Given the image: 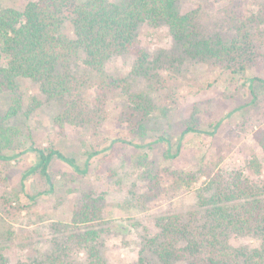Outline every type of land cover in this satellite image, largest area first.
<instances>
[{
  "label": "rangeland",
  "instance_id": "rangeland-1",
  "mask_svg": "<svg viewBox=\"0 0 264 264\" xmlns=\"http://www.w3.org/2000/svg\"><path fill=\"white\" fill-rule=\"evenodd\" d=\"M28 1L0 0V5L22 10ZM178 6L183 12L196 10L207 34L222 39L235 34L236 10L240 18L251 19L260 8L258 0H179ZM64 29L71 32L69 24ZM138 43L151 60L161 54L165 58L173 48L164 25L142 24ZM248 55L245 69L234 71L209 59H186L177 70L166 59L157 68L166 86L150 92L143 75L130 74L135 56L114 54L106 62V73L127 78L130 92H144L148 104L143 112L133 105L127 108V96L120 89L110 90L98 124L59 125L56 118L64 108L59 99L50 98L38 82L17 78L16 90L0 93V127L18 130L6 152L16 156L0 160V252L8 264L44 260L55 240L65 242L66 225L85 202H92L96 215L79 232L92 225L96 246L108 264H134L144 237L156 232L159 216L202 210L199 196L208 195L209 182L199 174L203 160L217 164L213 172L223 175L247 174L253 155L264 163L257 143L264 129V45ZM81 92L95 101L93 89L83 87ZM11 110L16 113L4 118ZM187 127L195 131L182 134ZM48 146L75 158L85 171L76 172L54 157L50 178L39 172L23 175L36 161L28 148ZM172 173L196 177L189 186L175 189ZM259 178L264 179V168ZM240 241L258 243L252 237ZM69 245L71 257L83 261L84 249Z\"/></svg>",
  "mask_w": 264,
  "mask_h": 264
},
{
  "label": "trees",
  "instance_id": "trees-1",
  "mask_svg": "<svg viewBox=\"0 0 264 264\" xmlns=\"http://www.w3.org/2000/svg\"><path fill=\"white\" fill-rule=\"evenodd\" d=\"M178 1L30 0L22 10L0 5V93L16 90L17 78H29L62 103L64 108L56 118L59 125L98 124L110 90L120 89L127 96V108L133 105L143 112L148 104L144 92H130L127 78L106 73V62L114 54L135 56L130 74L143 75L152 92L166 86V79L157 71L158 63L166 59L177 70L186 59H209L227 69L244 70L243 59L248 52L264 45V0H258L259 11L251 19L240 18L236 10L235 34L224 39L207 34L197 11H181ZM66 24L70 33L64 29ZM142 24L167 27L173 48L165 58L161 54L151 60L140 47L138 31ZM81 67L84 71L78 72ZM83 87L93 89L94 102L83 97ZM15 113L11 110L4 118ZM189 131L195 129L187 127L182 134ZM17 132V128L1 131L0 160L16 156L6 152L10 136ZM257 143L264 159V129L258 132ZM28 150L34 152L36 161L23 175L39 172L50 178L48 168L54 157L76 172L85 171L75 158L52 146ZM95 153L90 152L89 157ZM202 164L199 174L209 178L205 188L208 195L199 196L202 210L159 216L156 232L144 237L134 264H264V179L259 178L264 163L253 155L246 164L247 174L233 171L226 175L221 170L213 172L215 163L203 160ZM195 177L172 173V184L175 189L189 186ZM93 209L92 202L76 208L71 223L66 225L65 242L55 240L44 260L27 264H108L96 246L97 232L92 225L88 224L84 232L78 230L95 217ZM243 237H252L258 243L243 244ZM69 243L84 249L83 261L71 257ZM0 264H8L2 252Z\"/></svg>",
  "mask_w": 264,
  "mask_h": 264
}]
</instances>
